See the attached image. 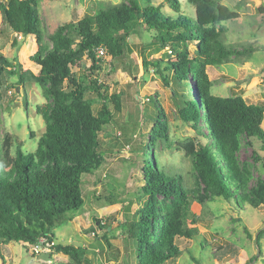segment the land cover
<instances>
[{
	"label": "trees",
	"instance_id": "obj_1",
	"mask_svg": "<svg viewBox=\"0 0 264 264\" xmlns=\"http://www.w3.org/2000/svg\"><path fill=\"white\" fill-rule=\"evenodd\" d=\"M40 1L0 3V17L13 32L36 37L38 51L30 58L40 66L39 73L23 70L0 53V124L6 74L16 75L23 88L39 85L48 100L45 109L37 107L45 125L35 151L25 152L21 143L13 151L14 137L10 133L2 137L0 126L3 242L34 246L45 238L53 243L52 255L68 257L62 264H93L86 247L56 242L55 229L73 220L83 208V175L95 173L106 162L104 153H108L102 148L101 134L123 110V93H110L100 79L102 59L98 52L125 60L134 52L131 37L141 31L150 35L148 46L166 51L165 58L144 59L145 67L152 65L164 82L173 86V92L181 96L176 104L178 116L207 142L197 137L173 142L164 107L154 91L148 92V102L154 101L157 111L149 136L139 148L144 152L143 184L138 191V208L124 213L121 223L131 243V259L137 264L176 262L184 254L179 239L201 236L198 224L205 221L202 212L209 201L224 199L239 207L258 209L264 205V176L254 179L251 164L239 156L244 142L252 145L253 139L260 140L264 148V103H249L242 95H215L208 73L210 66L244 62L256 50L252 44L228 39L225 22L237 19L239 10L224 0H187L195 6V15H191L179 0H167L169 10L157 0H123L65 22L47 42ZM85 58L91 61V75L74 70ZM179 89L183 91L179 93ZM160 142L182 151L191 169L164 163L155 152ZM254 158L259 159L256 151ZM107 202L122 203L111 195ZM195 202L202 207L199 214L192 210ZM108 218L113 220L114 214ZM96 221L98 227L109 231L111 222ZM102 238L107 239V235ZM262 239L264 228L256 237L260 254ZM206 242L203 239L202 246ZM239 253L235 243L226 242L215 248L214 255L222 262ZM192 259L194 263L185 264H202L193 255Z\"/></svg>",
	"mask_w": 264,
	"mask_h": 264
},
{
	"label": "rangeland",
	"instance_id": "obj_2",
	"mask_svg": "<svg viewBox=\"0 0 264 264\" xmlns=\"http://www.w3.org/2000/svg\"><path fill=\"white\" fill-rule=\"evenodd\" d=\"M7 1L0 0V3ZM121 1L123 0L40 1L39 11L47 42L48 36L65 22L77 21L87 13L95 12L103 4ZM157 1L164 3L169 10L167 0ZM179 1L184 11L195 15V6L187 0ZM239 1H223L240 12L237 19L225 22L229 29L228 39L231 43L252 44L256 50L244 62L208 67L214 84L212 92L221 96L242 95L249 103H264V0ZM130 40L134 45V52L125 60L113 59L104 51L98 52L102 59V68L98 72L100 79L109 87L110 93H123V110L116 116V122L107 125L101 134L102 148L108 153H104L106 162L95 173L83 175V208L73 216V220L55 229L56 242L86 247L93 264H137L131 259V243L127 241L121 223L125 220L124 213H132L138 208V191L143 184L141 166L144 152L139 148L149 136L157 111L154 101L148 102V92L154 91L153 95H158L167 115L169 135L173 142L191 137L207 142L202 134L197 133L178 116L176 104L181 96L173 92V86L167 85L152 65L145 67L144 59L164 57L165 49L148 46L151 38L146 31L136 33ZM37 51L35 36L13 32L0 17L2 55L17 66L20 65L23 70L30 69L39 73L40 66L30 58ZM90 66L91 61L85 58L83 64L74 70L79 74L84 71L91 75ZM17 81L16 75L6 74L4 77L1 136L10 133L14 137L13 151L19 143L25 152L35 151L45 125L43 117L37 113V107L45 109L48 100L39 85L33 83L23 88ZM190 84L193 85V81ZM178 91L181 93L183 90ZM255 151L259 159L254 158ZM155 152L159 153V157L167 165L172 164L186 171L191 169L189 159L183 157V152L178 151L175 146L160 142ZM239 156L242 161L251 164L254 179L264 176V148L260 140L253 139L252 145L244 142ZM110 195L117 197L122 203L109 205L107 197ZM192 210L199 214L202 207L195 202ZM202 213L205 221L198 224L201 236L192 240L179 239L184 254L171 264L194 263L192 255L202 264H245L252 257L255 259L250 264H264V239L261 241L262 254L259 253L256 241L258 232L264 228V205L259 209L239 207L235 202L218 199L209 201ZM112 214L115 218L110 221L108 217ZM96 218L102 219L106 224L111 222L109 231L98 227ZM104 234L107 239L102 238ZM203 239L207 241L205 246L201 244ZM226 242L235 243L240 248V253L220 262L214 255L215 248ZM68 260L67 256L54 253L50 260L43 261L39 256H34L30 246L25 243H5L0 238V264H62Z\"/></svg>",
	"mask_w": 264,
	"mask_h": 264
},
{
	"label": "built area",
	"instance_id": "obj_3",
	"mask_svg": "<svg viewBox=\"0 0 264 264\" xmlns=\"http://www.w3.org/2000/svg\"><path fill=\"white\" fill-rule=\"evenodd\" d=\"M52 245L53 243H49L45 238H42L40 240V244H36V245H30L31 250L33 251L34 255H40V253L42 252H46V251H52Z\"/></svg>",
	"mask_w": 264,
	"mask_h": 264
},
{
	"label": "water",
	"instance_id": "obj_4",
	"mask_svg": "<svg viewBox=\"0 0 264 264\" xmlns=\"http://www.w3.org/2000/svg\"><path fill=\"white\" fill-rule=\"evenodd\" d=\"M51 255H52V251H46L40 253L39 258L43 261H48L51 259Z\"/></svg>",
	"mask_w": 264,
	"mask_h": 264
}]
</instances>
